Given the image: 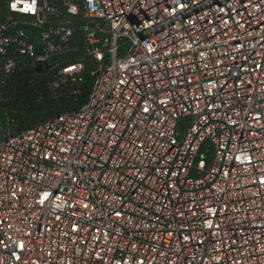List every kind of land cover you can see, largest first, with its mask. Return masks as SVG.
Masks as SVG:
<instances>
[{
  "label": "built area",
  "instance_id": "obj_1",
  "mask_svg": "<svg viewBox=\"0 0 264 264\" xmlns=\"http://www.w3.org/2000/svg\"><path fill=\"white\" fill-rule=\"evenodd\" d=\"M4 2L2 73L94 82L0 142V264H264V0Z\"/></svg>",
  "mask_w": 264,
  "mask_h": 264
},
{
  "label": "trees",
  "instance_id": "obj_2",
  "mask_svg": "<svg viewBox=\"0 0 264 264\" xmlns=\"http://www.w3.org/2000/svg\"><path fill=\"white\" fill-rule=\"evenodd\" d=\"M4 10L6 2L0 0V15ZM74 28L73 43H78L82 32L79 24ZM76 57V53H70L55 58L41 72L34 67L18 68L10 75L0 71V142L60 114L78 111L87 102L94 82L90 67L84 69L82 81L53 84L56 66Z\"/></svg>",
  "mask_w": 264,
  "mask_h": 264
},
{
  "label": "water",
  "instance_id": "obj_3",
  "mask_svg": "<svg viewBox=\"0 0 264 264\" xmlns=\"http://www.w3.org/2000/svg\"><path fill=\"white\" fill-rule=\"evenodd\" d=\"M40 32V30H38ZM27 38L29 41L33 42V43H36L35 40L29 35V34H26ZM36 51L37 53L41 54L43 53V47L41 44H37L36 43ZM49 67V64H45L44 66L43 65H38L36 70L41 72L43 71L44 68H48Z\"/></svg>",
  "mask_w": 264,
  "mask_h": 264
}]
</instances>
